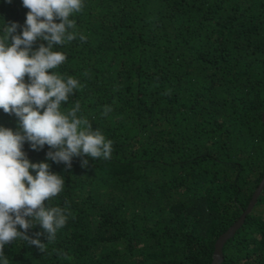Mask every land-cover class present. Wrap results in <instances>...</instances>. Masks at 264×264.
I'll return each mask as SVG.
<instances>
[{"label": "trees", "instance_id": "1", "mask_svg": "<svg viewBox=\"0 0 264 264\" xmlns=\"http://www.w3.org/2000/svg\"><path fill=\"white\" fill-rule=\"evenodd\" d=\"M83 2L70 17L76 38L54 46L67 59L50 71L80 81L62 109L78 101V116L113 141L112 155L74 157L66 169L47 159L48 145L26 141L33 163L65 178L45 206L67 205L71 215L54 241L40 236L44 252L16 240L5 256L9 264H210L215 240L264 176V0ZM28 11L22 0H0V32L17 22L22 34ZM0 126L17 131L19 118L0 109ZM43 231L36 224L28 235ZM222 256L220 264H264V186Z\"/></svg>", "mask_w": 264, "mask_h": 264}, {"label": "clouds", "instance_id": "2", "mask_svg": "<svg viewBox=\"0 0 264 264\" xmlns=\"http://www.w3.org/2000/svg\"><path fill=\"white\" fill-rule=\"evenodd\" d=\"M22 4L29 9L22 34H17V22L5 23L0 32V109L19 118L17 131L0 126V264H9L4 247L16 240L44 252L46 243L40 236L46 234L47 243L54 241L71 215L67 205L45 206V200L52 201L63 191L65 178L53 173L47 162L33 163L23 150L24 143L29 142L33 150L48 145L47 159L65 164L66 169L72 167L74 157L110 159L113 151V141L99 128L93 129L86 116H78V101L62 109L81 87L80 81L50 71L67 59L54 46L76 38L69 31L76 27L70 17L82 10L83 0H22ZM37 39L47 41V46L41 44L34 51ZM109 111L105 107L103 114ZM88 164L87 158L81 160L83 167ZM36 224L44 231L33 238L28 230Z\"/></svg>", "mask_w": 264, "mask_h": 264}, {"label": "water", "instance_id": "3", "mask_svg": "<svg viewBox=\"0 0 264 264\" xmlns=\"http://www.w3.org/2000/svg\"><path fill=\"white\" fill-rule=\"evenodd\" d=\"M263 120H264V112H263ZM264 186V176L261 179L260 183L255 188L252 197L247 204L246 208L242 211L241 215L231 224L229 225L215 240L214 243V251L213 258L210 264H220L222 261V246L224 242L234 234L236 229L241 225L244 220L245 215L252 209L254 203L256 202L257 196L260 193V190Z\"/></svg>", "mask_w": 264, "mask_h": 264}]
</instances>
